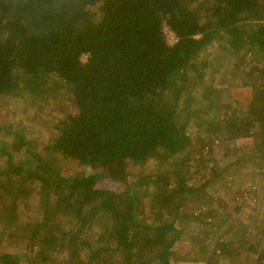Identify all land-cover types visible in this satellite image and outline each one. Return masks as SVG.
Segmentation results:
<instances>
[{
	"label": "trees",
	"instance_id": "obj_1",
	"mask_svg": "<svg viewBox=\"0 0 264 264\" xmlns=\"http://www.w3.org/2000/svg\"><path fill=\"white\" fill-rule=\"evenodd\" d=\"M210 47L251 52L249 67L211 78ZM216 79L204 105L201 86ZM41 102L58 107L48 142L22 126ZM247 136L264 147V0H0V248L18 243L0 264H175L191 236L189 260L256 253L263 264L260 214L236 221V204L205 191L226 188L222 174L189 184L192 162L220 143L264 176L262 148L237 156ZM147 162L144 178L129 172ZM37 196L45 212L21 220Z\"/></svg>",
	"mask_w": 264,
	"mask_h": 264
},
{
	"label": "rangeland",
	"instance_id": "obj_2",
	"mask_svg": "<svg viewBox=\"0 0 264 264\" xmlns=\"http://www.w3.org/2000/svg\"><path fill=\"white\" fill-rule=\"evenodd\" d=\"M168 40L171 44L175 42V35L172 32L168 33ZM209 51L213 52V57L211 59H206L207 61V72L209 75H211V78H214V69L216 67L220 68V74H223L226 72L227 68L233 67V71H237L244 68L249 67L248 64H250V53L248 56L246 55L245 58H243L244 52L240 55H235V57H224L221 53H217L216 49L213 50V47L209 48ZM216 51V52H215ZM246 53V52H245ZM257 66H261V62H254ZM226 68V69H225ZM241 73V72H240ZM241 74L236 75L235 81H237V78L239 79V76ZM224 79H232L234 80L233 76H227L223 77ZM219 80V78H218ZM216 79V81H213L214 86L212 84L207 86L211 87L209 89H206V86H201L202 93L198 96L203 102L208 103L209 96H214L217 89L220 88L221 83ZM207 81H210L209 79ZM228 94H231V91H228ZM233 97L236 98V95L233 94ZM41 106L39 108L30 105L31 107L28 108L25 112L29 114L25 115V113H22L23 122L22 126L27 133L29 137H33L36 139H41L43 142H48L51 136V131L48 128L49 125L52 123H55L57 121V114H58V107L55 103H52L50 106H46L44 103H40ZM211 108H219V104L217 102H212V104L209 105ZM230 112V110H224L222 112ZM19 124V123H17ZM198 122L192 123L189 126V130L194 131V134L198 132ZM219 144V143H217ZM221 145H218L213 152L205 151L206 155V161L204 164H197L192 162L193 166V173L192 177L190 179V185H196L201 186L206 184L208 181V178L217 179L216 175L219 174L223 176L221 179L223 181V185L226 187L224 189H218L220 185H222V182L218 181L219 183L216 185L215 189L213 190L210 188H206L205 191H210L211 194L215 192H219L224 199L227 200L229 204H236V209L233 211V216L236 219V221H252V217L259 215V218H257V222L252 223V227L256 228L259 225H262L264 223V176L263 174L256 170L253 166L252 161H247L245 163L241 164H234L235 162H232V156L226 157L225 153L229 151L228 149H222L223 147H227L224 145V143H220ZM238 146L236 147L238 150L237 156L239 157H246L251 156L253 154L262 152L264 150L263 147V141L256 140L254 137H244L240 140H238ZM263 150H262V149ZM224 154V156H223ZM214 159L217 160L218 164V170L214 168L213 163ZM197 164V166H196ZM196 166V167H195ZM129 172L133 174L136 177L144 178L147 174H149L154 168L155 165L153 163H143L140 165H130ZM195 168L198 169V172L195 170ZM66 170L70 173H74L78 170V166L75 163L66 164ZM214 181V180H213ZM178 200V199H177ZM39 196L36 198H31L30 202L24 205H21V208L19 210V213L21 215V220L28 221V220H35L44 213V209L39 207ZM184 204V203H183ZM184 204V208L189 206V209H191V205ZM204 207L205 205L202 204ZM198 219L195 218V222L201 221V219H205V215H197ZM260 228V227H258ZM191 231H193L192 228H190ZM264 230H256L253 229L252 232L257 235V237L260 235V233ZM253 234V235H254ZM224 233H220V239L217 240V242H221L224 238ZM250 234L247 236L249 237ZM192 237L191 241H184L180 243L177 249V254H179V257H177L174 260L175 264H220L218 262L219 257L215 255V259H212L214 257L213 253L208 256V258L198 261L189 260L185 257H188L190 255V249H191V243H198L197 237ZM251 238V237H249ZM222 239V240H221ZM6 244V243H5ZM20 244V243H19ZM264 244V241H263ZM215 245V244H214ZM18 247V243L14 242V246H2L0 248V253L3 251H16L15 248ZM216 249L219 247L214 246ZM5 248H8L7 250H2ZM243 249H245L243 247ZM256 253H252V256L245 257V253H241L238 256L233 255L230 253L227 259L223 261L221 264H259L257 263L256 259L253 257ZM211 258V259H210ZM211 262V263H209ZM214 262V263H212ZM264 264V263H263Z\"/></svg>",
	"mask_w": 264,
	"mask_h": 264
}]
</instances>
